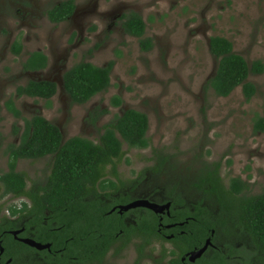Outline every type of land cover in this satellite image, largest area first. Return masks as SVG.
<instances>
[{"label": "rangeland", "instance_id": "1", "mask_svg": "<svg viewBox=\"0 0 264 264\" xmlns=\"http://www.w3.org/2000/svg\"><path fill=\"white\" fill-rule=\"evenodd\" d=\"M63 1L0 0V175L9 170V149L19 144L26 119L43 116L59 127L63 141L78 136L98 143L107 124L133 109L148 117L150 144L146 149L123 145L118 177L109 171L107 175L116 185L135 184L137 194L155 188L165 192L180 177L176 191L190 202L199 196L187 189L192 176L205 164L221 163L225 185L238 176L248 181L249 196L264 193V132L255 129L256 119L264 116V73L248 78L257 88L249 102L241 87L224 98L207 86L218 64L209 50L213 36L230 40L234 52L249 65L256 60L264 63V0H74L73 19L53 24L47 12ZM132 12L146 23L145 37L153 41L149 52L122 28V18ZM17 40L21 55L12 51ZM36 49L46 54L48 66L35 74L24 73L23 63ZM80 62L99 67L114 62L109 89L83 105L73 104L60 85L65 66L67 71ZM37 79L58 84L51 101L16 97L18 86ZM116 97L121 106L112 103ZM8 102L14 103L21 118L6 108ZM161 159L166 160L158 168ZM51 166V157L19 160L16 171L24 173L31 190L46 183ZM23 203L30 206L24 197L1 199L0 222L15 220L7 211ZM233 240L238 249L246 243L242 236ZM172 249L167 241L153 238L146 244L135 237L108 261L170 264Z\"/></svg>", "mask_w": 264, "mask_h": 264}, {"label": "trees", "instance_id": "2", "mask_svg": "<svg viewBox=\"0 0 264 264\" xmlns=\"http://www.w3.org/2000/svg\"><path fill=\"white\" fill-rule=\"evenodd\" d=\"M74 10V0H66L51 8L47 15L52 23L58 24L68 20ZM123 28L128 35L139 40L143 51L152 50L153 41L145 37L146 23L139 14L132 12L125 15ZM21 50L22 46L17 40L12 51L14 54H20ZM209 50L218 64L207 86L212 88L217 96L224 98L241 87L245 100L249 102L256 95L257 88L248 78L250 75L264 73L263 61L256 60L249 65L243 56L234 52L233 43L221 36L210 38ZM46 65L47 58L42 53L35 52L24 64V69L38 71L43 70ZM113 66L114 62L105 67L88 62L75 64L63 79L64 89L73 104H86L96 95L107 91L111 85ZM17 94L49 102L57 94V86L48 81H30L25 87H19ZM112 103L121 106L122 100L116 97ZM6 106L16 118H21L20 111L12 102H8ZM24 121L20 143L12 145L9 149V171L0 175V200L7 195L14 198L27 197L32 206L23 203L20 210L10 206V216L17 218L1 223L0 235L3 230L15 229L17 225L25 222L27 229L34 228L33 232L38 233L37 237L53 242L52 249L61 250L57 257L48 255L46 260L49 264H80L87 258L86 262H90V259H100L108 252L117 236L119 239L123 236L142 237L146 244L153 238H162L157 232L158 221L154 213L148 212L142 221L126 226L117 214H106L108 208L99 194V188L104 192L107 188H117L103 178L109 165L112 166V175L117 177L116 163L125 157L124 144L129 148H148L149 121L146 114L133 109L124 111L104 127L98 143L78 136L63 141L59 127L40 115ZM255 129L264 132V116L256 119ZM47 157L52 158V166L45 185L28 190L26 176L16 171L17 161ZM165 160L161 159L157 167H163ZM219 166V163L207 165V171L201 174L199 182V188L205 186V193L216 196L218 208H206L201 204L186 205L175 212L179 220L194 215L200 221L186 229L193 234L180 235L178 238L184 241L179 247L180 254L194 247L200 248L206 238L212 237V231H215V241L225 242L221 234L230 236L232 242L234 237L240 239L242 236V239L259 253V259L264 263V193L251 197L240 196L246 184L239 178L232 179L229 189L225 188L219 183L216 175ZM213 209L216 221L214 216L211 217ZM53 222L55 224L51 226ZM53 234L55 237H52ZM2 238L8 256L18 253L21 247L18 242L10 235H3ZM227 244L229 245V242ZM169 256L174 257L175 252ZM72 258H76V262H73ZM216 258L220 263H225L224 256L217 255ZM169 263L182 264L180 255L178 258H172ZM207 263L209 261L204 262Z\"/></svg>", "mask_w": 264, "mask_h": 264}, {"label": "flooded vegetation", "instance_id": "3", "mask_svg": "<svg viewBox=\"0 0 264 264\" xmlns=\"http://www.w3.org/2000/svg\"><path fill=\"white\" fill-rule=\"evenodd\" d=\"M74 3H75V1H74ZM76 12H77V6L75 4V10H74L73 14L68 18V20H66L64 22H61V23H65V22L71 21L73 19V17L75 16ZM126 15H128V14H126ZM47 17H48V15H47ZM48 20H49V18H48ZM121 21H122V28H123V18H122ZM61 23H58V24H61ZM123 30H124V28H123ZM19 43H20V41H19ZM22 50H21L20 54H15V55H21ZM35 52L42 53L47 58L46 54L44 52H41L39 49H36L35 51L31 52L29 54L28 58L30 57V55L32 53H35ZM28 58L23 63V72L24 73H34L35 74V73H38L39 71H42V70H38V71L25 70L24 69V64L27 62ZM47 66H48V58H47V65H46V67L43 70H45L47 68ZM69 70L66 71V66H65V70H64L65 72H64V74L62 76L61 84H60L62 91H64L65 93H66V91L64 89V80L63 79H64V75ZM31 81H37V82H39V81H48V82H52V83L56 84L57 92H58V84L55 81H53V80L37 79V80H31ZM27 84L18 86L16 88V97H26V96H18L17 89L19 87H25ZM6 108H7V106H6ZM19 160H22V159H19ZM116 164H118V163H116ZM212 164H217V163H212ZM16 165H17V163H16ZM207 165H211V164H205L204 167L199 169V173L194 174L192 176V181H191V183H190V185H189V187L187 189L192 188L196 193H198L199 196H198L197 199H195L194 201H190V202L186 201L181 196V194H179L176 191V188L180 184L179 183L180 177H176V184H174L170 188L165 189V192H163L164 190H162L160 192V190L155 188V189H153V191H150L148 193L146 191H143V193L137 194L134 191L135 188H136L135 184L133 185V187L124 188L125 185L123 183H120V184L117 183V185H116L115 182H113L109 178H107L108 171L112 175V166L109 165L107 167V170H106V175L104 176L103 179L107 180V182L109 184L116 185L117 188H107V190L105 192L102 189L99 188V194L101 195L100 198H101V200H103L105 206L108 208V210L106 211V214H109V215L117 214L118 218L122 219V223H124L126 226H128V225H135V223L137 221L138 222L142 221L148 215L147 214L148 212L154 213L157 216V221H158L157 232L159 233V236L162 237L161 239L160 238H157V239L158 240L167 241V242H170L171 244H173V249L168 251V254L171 255L172 252H175V256L174 257L170 256L171 259L172 258H178V256L180 255V261H181L182 264H204L205 261H209V263H207V264H222V263H220L217 260V258H216L217 255L224 256V258H225V263L224 264H264L259 259L260 258L259 253H257L253 249V247H251L250 245L248 246L246 243H242L243 244L242 249H238L237 246L235 247L232 244L231 237L228 236V235H224V234H221V237L223 239H225V241L229 240L228 241L229 245L227 243L222 242L221 240L220 241H218V240L215 241L214 240L215 231H212V237L206 238V241L208 239H211V245L205 251V253L202 255V257L198 258L195 262H190L189 254L191 252L198 251L201 248H203V246L205 245L206 241L204 242V244L200 248L194 247L192 250H189V251H187V252H185L183 254H180L179 247H180V245L182 243H184V241L181 240V239H178V238H180V235L193 234V232L188 231L186 229L190 228L191 224L200 223V221L194 215L186 216L182 220H179L178 216L176 215L175 212H177L178 209L184 208V206H186V205L192 206V205L201 204L203 207H206V208L207 207L218 208L217 204L219 202L217 201L216 196L214 194H212V193H209V194L205 193V191H204L205 186L202 189L199 188V182L201 180V174L203 172L207 171L205 169V167ZM219 165L220 166H219V168L217 170V174L216 175L218 176L219 183L221 185H223L225 188L229 189L230 182H231L232 179H237V178L241 179L238 176H233V178L230 179L229 184L225 185L223 180H222L221 174H220L221 163H219ZM116 171H117V167H116ZM213 171H215V170H213ZM117 175H118V173H117ZM112 176L115 177L114 175H112ZM241 180L246 184V186L244 185V188L242 189L240 196L251 197V196H249L247 194L249 189H250V186L248 185V181L246 179H244V180L241 179ZM40 186H43V185H40ZM32 189H34V188H32ZM7 196L12 197L11 195H7ZM24 198L29 201V203H30L29 207H31L32 206L31 201L27 197H24ZM175 199H177L178 201L176 202ZM143 201L144 202L148 201L149 203L156 204V205H159L161 207L165 206L167 204H170V208H169V210H165L162 213H155L154 211L150 210L149 208L142 207V206H138V207H135V208H130L128 210H125V207H127L128 205L133 204L135 202H143ZM121 207L124 208L122 211L119 210ZM21 208H22V206L19 207V210ZM113 209H115L114 212H112ZM191 211H193V209H191ZM7 212L10 215L9 211H7ZM212 216H214L215 221H216L217 217L215 216L214 209H213V213H212L211 217ZM211 217L209 216L208 218L210 219ZM4 222H6V221H4ZM1 223H3V222H0V224ZM54 224L55 223L53 222L51 226H53ZM46 225H47V222H46ZM33 229L34 228H32V227L27 229L25 227V222H23V223L17 225L15 229L3 230L2 231V234L0 235V249H2L3 252L0 253V264H39L38 261H44L43 264H49L48 261L46 260V259L49 258V256L57 257V253L60 252L61 250L52 249L53 242L43 241L42 239L37 237L38 233H34ZM51 230H56V229L54 228V229H51ZM12 232H19V233L15 237L12 234ZM3 235L5 237L7 235H10L12 237V239H14L16 242H18L21 245V247L25 248L27 251L25 253H23L24 251H22L21 247H20L19 248L20 250H18V253H16L14 256H8L7 253H6L7 252L6 248L3 247V238H2ZM52 237H55L54 234H53ZM134 238H135L134 236H131V237L123 236L121 239H119V237L117 236L116 239H114V241H112L110 249L108 250V252L102 258L94 259V260L90 259L89 260L90 262H86L87 259H88L87 258V259H85L84 263H80V264H111L108 261L109 258H110L109 257L110 254H112L113 257H117L118 256V253L116 252L117 249L119 247H122L124 250H126V248L128 247L129 243ZM19 239H22V240L23 239H31V240H33V241H35L37 243L42 244V245L49 244L51 247H50V249L38 250L35 247H31V246L21 242ZM59 255L61 256V254H59ZM72 259H73L72 260L73 262H76V258H72ZM171 259L169 260V262L171 261ZM204 259H207V260L204 261ZM72 264H78V263L76 262V263H72Z\"/></svg>", "mask_w": 264, "mask_h": 264}, {"label": "water", "instance_id": "4", "mask_svg": "<svg viewBox=\"0 0 264 264\" xmlns=\"http://www.w3.org/2000/svg\"><path fill=\"white\" fill-rule=\"evenodd\" d=\"M138 206H142V207H147L149 208L150 210L154 211L155 213H162L164 212L165 210H169L170 208V204H167L165 206H159V205H156V204H152V203H149L148 201L146 202H135L133 204H130L128 205L127 207H125V210H128L130 208H135V207H138ZM124 208L121 207L119 210L122 211ZM115 209H113L112 212H114ZM19 232H12V234L16 237L17 234ZM214 233V232H213ZM18 239V238H17ZM21 242L31 246V247H35L36 249L38 250H45V249H50V245L47 244V245H42L40 243H37L31 239H19ZM211 245V239H208L205 243V245L203 246V248H201L200 250L198 251H194V252H191L189 254V259H190V262H195L198 258L202 257V255L205 253V251L209 248V246ZM3 250L0 249V253H2Z\"/></svg>", "mask_w": 264, "mask_h": 264}]
</instances>
